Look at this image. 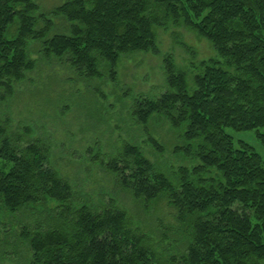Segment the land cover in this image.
Segmentation results:
<instances>
[{
    "label": "trees",
    "instance_id": "1",
    "mask_svg": "<svg viewBox=\"0 0 264 264\" xmlns=\"http://www.w3.org/2000/svg\"><path fill=\"white\" fill-rule=\"evenodd\" d=\"M59 16L66 32H56ZM170 24L207 40L214 54L190 72L167 56L164 91L132 96L128 120L160 153L149 126L166 121L184 139L173 152L191 166L167 172L134 134L101 163L138 209L95 201L53 164L51 144L28 126L13 129L7 107L37 67L31 47L40 43L45 58L86 79L116 81L121 59L158 53V29ZM227 128L256 129L264 144V0H63L48 12L36 0H0V260L264 264V159ZM161 200L177 222L169 245L172 224L151 214Z\"/></svg>",
    "mask_w": 264,
    "mask_h": 264
},
{
    "label": "rangeland",
    "instance_id": "2",
    "mask_svg": "<svg viewBox=\"0 0 264 264\" xmlns=\"http://www.w3.org/2000/svg\"><path fill=\"white\" fill-rule=\"evenodd\" d=\"M36 1L42 12L51 11L63 2ZM53 20L56 32H66L65 19L59 16ZM43 26L41 22L39 28ZM158 34V53L139 52L124 56L116 81L108 73L103 78L86 79L66 62L45 58L41 44L35 42L31 47V56L38 62L37 67L19 85L11 102V111L7 107L12 114L13 129L28 126L33 129L31 137L40 136L45 143L51 144L53 164L79 191L92 195L95 201L98 197H115L118 204L128 210L138 209L139 203L117 187L115 179L106 172L101 162L108 161L125 142H130V136L135 134L133 141L167 172L172 173L173 168L191 166L192 163V160H183L173 152L176 145L184 144V139L166 121H156L149 126L165 149L163 153L149 144L144 130L132 128L128 120L133 105L132 96L144 94L155 97L164 91L167 56L172 57L176 67L190 72L193 65L214 54L207 40L182 25L170 24L167 28H159ZM124 116L125 120H120ZM226 131L237 145L239 141H245L264 159V144L257 137L256 129L236 131L227 128ZM96 146L101 147V152H97ZM151 214L161 217L167 226L172 224L173 231L168 228L166 235L169 239L165 240V244L176 243L177 222L166 200H161ZM144 215L148 220L152 218L146 212ZM3 236L0 233V240ZM0 264H17V261L5 259L0 260Z\"/></svg>",
    "mask_w": 264,
    "mask_h": 264
}]
</instances>
